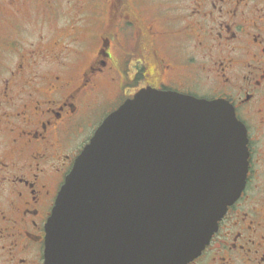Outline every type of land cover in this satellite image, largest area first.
<instances>
[{"label":"flooded vegetation","instance_id":"flooded-vegetation-1","mask_svg":"<svg viewBox=\"0 0 264 264\" xmlns=\"http://www.w3.org/2000/svg\"><path fill=\"white\" fill-rule=\"evenodd\" d=\"M33 1L0 0V264H45L85 133L148 87L225 99L247 128L242 194L187 264H264V0ZM26 14L51 31L21 53L8 29Z\"/></svg>","mask_w":264,"mask_h":264},{"label":"water","instance_id":"water-1","mask_svg":"<svg viewBox=\"0 0 264 264\" xmlns=\"http://www.w3.org/2000/svg\"><path fill=\"white\" fill-rule=\"evenodd\" d=\"M247 169V131L228 101L142 89L66 176L46 264H186L241 195Z\"/></svg>","mask_w":264,"mask_h":264},{"label":"rangeland","instance_id":"rangeland-1","mask_svg":"<svg viewBox=\"0 0 264 264\" xmlns=\"http://www.w3.org/2000/svg\"><path fill=\"white\" fill-rule=\"evenodd\" d=\"M27 2V0H25ZM60 1V0H59ZM62 2H58L60 4L65 5L67 3V0H61ZM171 1L170 7L173 8L174 11L177 10L176 3L180 2L181 0H169ZM34 3L33 0H30V8L33 10L32 4ZM34 19L30 14H26L21 17L12 18L10 19V25L8 29V37L11 39H17L21 53H26L27 50L33 49L36 47V43L40 37L41 34L47 33L51 31V27L48 23H44L43 18H37ZM67 20L60 21L57 25L59 27H63L67 24ZM18 54H10V60L17 59ZM45 64L41 63L40 67L44 68ZM103 115L97 118V124L101 120ZM96 124V125H97ZM96 127V126H95ZM94 130V127H89L88 131L85 133V136L87 137L88 133ZM92 134V133H91Z\"/></svg>","mask_w":264,"mask_h":264}]
</instances>
